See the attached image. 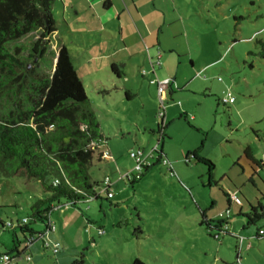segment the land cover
<instances>
[{"label": "rangeland", "instance_id": "1", "mask_svg": "<svg viewBox=\"0 0 264 264\" xmlns=\"http://www.w3.org/2000/svg\"><path fill=\"white\" fill-rule=\"evenodd\" d=\"M58 2L51 8L56 31L50 43L56 47L61 41L70 50L105 138L98 150L109 156H94L89 168L99 198L53 209L52 230L30 217L31 202L47 195L39 182L0 175V221L13 225L0 224V253L12 246L14 233L17 248L23 249L14 225L26 217L43 234L29 244L30 257L19 258L18 264H131L134 259L141 264H264V237L255 236L262 222L247 224L242 215L248 202L264 196V58L255 43L264 39V0H161L175 20L159 49L169 64L165 76L173 78L170 96L162 101L156 88L161 77L147 72L149 62L117 80L109 74V63L93 73L88 39L101 37L89 34L87 39L73 25L69 32ZM36 36L28 33L8 46H19L18 55H26ZM54 54L48 44L43 57L34 59L37 69L49 73ZM117 67L122 69L120 63ZM96 76L106 86L98 85V92L91 83ZM125 92L132 95L126 98ZM227 92L232 102L223 101ZM159 122L164 134L158 132ZM245 147L258 165L240 158ZM137 148L144 154L161 148L173 174L157 162L139 177L133 170L126 178L135 164L129 152ZM195 150L212 162L210 174L206 164L193 159ZM105 176L113 193L109 198L102 187ZM220 188L234 192L241 203L230 204L228 234L214 237L215 230L208 232L199 221L203 210L214 220L221 218L217 211L226 208L227 198ZM42 241L48 243L45 248Z\"/></svg>", "mask_w": 264, "mask_h": 264}, {"label": "trees", "instance_id": "2", "mask_svg": "<svg viewBox=\"0 0 264 264\" xmlns=\"http://www.w3.org/2000/svg\"><path fill=\"white\" fill-rule=\"evenodd\" d=\"M54 1L0 0V175L36 179L47 192L45 197L36 198L29 205L31 220L41 222L44 230H52L49 216L56 207L99 198L95 189L98 183L91 179L89 168L94 156L102 158V150L98 147L105 139L68 48L64 44L58 46L49 73L38 70V61L34 62L35 58L43 57L56 30L51 13ZM31 32H36L37 36L26 55H18L19 46L14 45L13 50L8 46ZM255 43L257 55L264 58V39L257 38ZM156 57L153 62L159 63V56ZM153 62L150 59V67H153ZM109 72L119 76L121 69L111 63ZM124 94L128 96V93ZM164 128L165 125L159 122L158 132L164 134ZM197 151L191 153L193 159L206 164L208 173L211 172L212 162L200 157ZM150 157L154 161L150 162ZM163 157L166 158L161 148H153L134 177L161 162ZM241 158L247 163L259 164L249 154L248 147L242 150ZM128 175H132V171L125 177ZM213 184L217 185V182ZM220 190L227 197V204L235 203L230 202L229 194L223 188ZM242 215L247 224L263 222L264 203H248V211ZM200 216L199 224H203L208 232L215 230L228 234V217L224 221L208 220L203 211ZM28 223L26 218L25 223L14 225L22 234L23 249L17 248L20 241L14 234L12 246L5 251L25 260L30 257L27 252L29 244L43 234L42 230H34ZM220 223H226L227 229L217 226ZM0 224L5 225L2 221ZM260 228H263V223L256 226V237H264L258 233ZM57 250L56 245L52 252ZM131 264H141V261L134 259Z\"/></svg>", "mask_w": 264, "mask_h": 264}, {"label": "crops", "instance_id": "3", "mask_svg": "<svg viewBox=\"0 0 264 264\" xmlns=\"http://www.w3.org/2000/svg\"><path fill=\"white\" fill-rule=\"evenodd\" d=\"M55 1L57 2L59 1L58 4L61 9L60 15L62 18V23L66 27V29H68L69 32H72L71 26L73 25L75 26L76 33H78L79 35L82 34L87 35V39L89 38L88 36L89 34L92 35L96 34L99 37H101L99 41H97L94 38L88 39L89 42H92L91 45H88V49L92 51L91 52L92 55L88 59H90L91 61L93 60V64H94V69L92 70L93 73H95V71L103 70L97 67L99 66L104 67L107 63H109V65L111 63H115V64L120 63L122 65V69H121V73H119V76L121 75L125 76L126 75L125 73L136 74V70L138 69L136 67L140 65H146L148 64V62L150 65V59L153 62L155 57L154 50H157L156 56H159V63H155L154 61L153 67H150L148 69L149 71L147 70V72H150L151 74L156 76H160L161 77L160 80L168 79L167 76H165V73H167V67H169V64L167 63V57L163 58L161 53L159 52V49H161V46H163L162 45L163 34L167 30L173 33L171 29L172 26L170 25L175 20H171L167 15L166 11L162 8L160 3L161 0H55ZM55 31L52 33L51 37L55 36ZM171 35L174 36L176 34H171ZM96 41L99 42L100 44H97ZM79 43L80 46L85 47V43L83 41ZM60 44H63V42L60 41ZM49 46H51L52 49H55V54L52 57L54 62L58 46L55 47L54 43H50V40H49ZM108 48L110 52L107 51ZM169 49L172 50L173 48H169ZM122 51L124 52V54L122 53ZM118 53L122 54L121 57L119 58L116 57ZM70 55L72 57L71 52ZM160 58H162L163 64H161ZM105 59L107 60L105 61ZM85 60L86 62H88L87 59ZM97 60H99L100 62L96 63ZM72 62L83 82V77L78 72L74 64L73 57H72ZM154 64L157 65L156 67H158V69H156ZM109 74L111 75L110 72ZM140 74L143 75L144 72L142 73V71H140ZM119 76H116L115 79L117 80ZM168 80L170 81V83L168 88L165 90L168 93L164 91L162 93V97L166 95L170 96L171 82L173 81V78ZM109 81H112V78H109ZM91 83L94 86V88L97 89V92L99 91L98 85L101 84L103 88L106 87L104 80L98 76L91 79ZM131 95L132 93L130 92L128 93V96L125 97L129 98ZM102 157L105 156L102 155ZM166 166L168 170V165ZM255 201H259L262 204L264 203V200H260V198L255 199ZM230 204L231 203L226 204V207L229 206V210H230ZM251 204H254V202H252ZM219 211L221 210L219 209L217 211V214ZM68 212L69 211L65 210L62 213L67 214ZM203 213L205 219L209 220V219H213L214 217L213 214L211 215L207 214L204 212V210ZM230 225L231 224L228 221V230Z\"/></svg>", "mask_w": 264, "mask_h": 264}, {"label": "built area", "instance_id": "4", "mask_svg": "<svg viewBox=\"0 0 264 264\" xmlns=\"http://www.w3.org/2000/svg\"><path fill=\"white\" fill-rule=\"evenodd\" d=\"M169 83H170V81L168 79L157 80V91H158V96H159L161 101L163 99L162 93L168 88ZM223 101H225V102H232L233 101V96L230 94V92L226 93V95L223 98ZM149 154H150V152L148 154H144L143 150L141 148H137L136 151H130L129 155L135 161L134 167L130 171H133V170H135L136 172L140 171L142 165H144L146 163V157ZM102 155L106 156V155H108V152L106 150H103L102 151ZM161 162L163 164H165V165H168L169 173L173 174V170L171 168V165H170L169 161L166 158L163 157L161 159ZM130 171H126L124 173V176H126ZM53 182L56 183L57 180L54 179ZM109 183H110L109 177L105 176L103 178V180H102V187H103V190L105 191L107 197H111L112 196L111 191L108 189ZM88 199H90V198H88ZM229 200H230V202L241 203L240 198L234 192L229 194ZM69 203L70 202L65 203V204H69ZM228 215H229V209L228 208L224 209L223 211H219L218 212V217H221L220 218L221 221H224V219L227 218ZM262 221H263L262 222L263 223V228L258 229V233L259 234H264V219ZM25 222H26V218L25 217H22V219L19 222L16 221V223H21V224L25 223ZM5 226L10 227V226H12V223L10 221H8V222L5 223ZM217 226H222L223 229H227L226 223H224V224L220 223V225L218 224ZM214 228H216V227H214ZM219 233H220V231H215L214 237H217ZM43 245L47 246L48 243L46 241H43ZM52 250L53 251L56 250V245H53ZM18 257L19 256H16L15 254L9 253V252L0 253V264H16L17 260H18Z\"/></svg>", "mask_w": 264, "mask_h": 264}]
</instances>
